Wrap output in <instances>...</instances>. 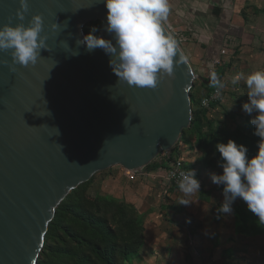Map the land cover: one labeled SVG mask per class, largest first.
<instances>
[{
	"label": "water",
	"instance_id": "water-1",
	"mask_svg": "<svg viewBox=\"0 0 264 264\" xmlns=\"http://www.w3.org/2000/svg\"><path fill=\"white\" fill-rule=\"evenodd\" d=\"M28 3L19 21V0H0V26L41 14L49 45L34 66L0 63V264H37L56 209L97 173L137 171L171 151L191 126L197 78L177 42L187 62L174 59L172 77L154 89L119 82L109 55L77 45L93 22L112 39L103 0ZM3 60L11 63L10 52Z\"/></svg>",
	"mask_w": 264,
	"mask_h": 264
},
{
	"label": "clouds",
	"instance_id": "clouds-1",
	"mask_svg": "<svg viewBox=\"0 0 264 264\" xmlns=\"http://www.w3.org/2000/svg\"><path fill=\"white\" fill-rule=\"evenodd\" d=\"M107 9V24L104 30L112 39L96 35L99 28L92 26L89 33L77 41L87 51L102 49L110 56L109 66L118 81L138 88L154 89L164 77H172L175 65L186 63L184 55H178L177 40L166 31V20L170 12L169 0H103ZM16 10L19 21L25 20L29 11L28 0H19ZM59 24L53 23L56 30ZM44 32L41 14H35L25 23H9L0 26V52H10L11 63L0 61L15 71V65L34 66L41 59V50L47 49L48 36ZM78 53L73 52V55ZM244 80L248 100L241 107L249 115L254 126V135L259 137L257 153L249 157L248 149L229 139L227 143H216L222 169L221 174H211L214 184L223 186V201L217 215L234 213L233 203L242 199L248 210L264 225V70L254 71L245 76L243 72L232 78V84ZM213 84H218L215 73ZM182 194L178 204L188 206L192 197L200 191V181L193 169L179 173L177 181Z\"/></svg>",
	"mask_w": 264,
	"mask_h": 264
},
{
	"label": "rangeland",
	"instance_id": "rangeland-1",
	"mask_svg": "<svg viewBox=\"0 0 264 264\" xmlns=\"http://www.w3.org/2000/svg\"><path fill=\"white\" fill-rule=\"evenodd\" d=\"M96 27L101 29V23L100 27L99 25ZM90 29L91 28H88L87 33H89ZM169 31L177 40L182 50L185 51V46H187L186 43H190V41H187V37L173 29H169ZM99 32L100 31H98L96 35H99ZM256 55L257 54H255V56ZM252 58L250 62L248 61V64L251 65L252 69L240 70L232 68V66V69L228 68L225 77L223 78L221 100L217 103L216 107H209V110L199 106L201 98L204 94H206L202 89L201 82L205 79L209 80L208 73H206L209 63L204 65L202 64L200 66L201 71L195 69V66L194 69L192 67L195 75H198V78L195 79L194 85L190 90L192 120L190 128L185 131L186 136L191 135L190 130L192 127V121L194 119L195 112L197 111L199 112L204 110L209 112L208 118L202 117L201 119L202 131L206 135L209 134V130H226L233 133L239 129L242 119L250 118L249 115L243 112L241 107L242 103L248 100L245 82L244 80H241L237 84L233 85L232 78L240 72H243L246 76L254 71L264 70V68L262 69V67H264V55L260 54V57H254V59ZM243 67L246 68V65ZM194 97H196V101L194 100ZM214 109H216V111ZM208 122L210 126L208 125ZM194 140L195 136H193L192 142ZM182 141L181 136L177 143L178 148ZM160 158L161 157H158L157 159ZM192 158L190 159L191 162H188L184 161V158L181 157L186 167L187 164L190 167L195 165L196 168H198V174H202L206 179L198 178L200 181V191L192 197L193 203L190 205L184 207L183 205H178L181 207V210L179 208L180 211L173 212L170 205L165 204L168 203V201H163L166 195L159 197V190L157 191V189H154L153 192H145L147 189H145L141 183L133 184L132 186L128 185V187H125L123 184L122 187H119L122 179L120 170H122L123 167L121 166H115L106 171L97 173L92 178V183L81 189H85L82 197H88L90 203L98 199H113L134 207L136 216L141 217L143 222L145 246L142 248L140 253L134 257L132 264H207L206 258L208 257H206V251H208V248L206 246L201 247L195 244L188 246L186 245L187 243L184 244V240H188L191 238V235H194L193 233H195V231H193L194 229L192 227H194L197 223L207 226V222L212 224V221L213 224H216L215 226L218 227L216 228L217 230L211 233L219 236L223 235L226 239V246L222 248L220 245L219 248H214L215 250L213 255H220L221 258H223L222 255H227L229 259H233L231 262H234L235 264H264V235L254 238H243L240 233L237 234L234 227L233 214H220L219 221L214 220V217L212 218V213H215L217 208V202L219 199L223 198V186L214 184L209 179L215 169L222 170L219 167L220 162L216 157V153L212 151H201L195 157V160ZM113 176H115L114 180H112ZM98 179L99 182L96 183V180ZM103 179H107V182H101ZM210 189H216L217 193L219 192L218 197L214 200V205H208L206 203L207 200L200 199L201 193L207 194ZM174 191L177 199L181 197L182 194L179 190ZM234 206L235 205L233 203V210ZM214 207L215 211L213 210ZM201 220L205 222H201ZM222 222H224L223 226L220 225ZM204 234H207V232H204ZM148 248H150V251ZM224 250H230L229 252L231 253H224ZM46 252L48 253L49 251L47 250ZM47 253L43 257V260H48L49 264H57L52 262V259H54L52 254L50 257H47ZM148 256H157V260L149 259ZM159 256L164 257L159 258ZM216 256H214V263L209 261L210 264H222L221 258L216 259ZM169 257H171L172 262L165 263L168 261ZM194 257L199 261L193 263ZM55 258H57V253ZM159 260L161 261L160 263H158Z\"/></svg>",
	"mask_w": 264,
	"mask_h": 264
},
{
	"label": "trees",
	"instance_id": "trees-1",
	"mask_svg": "<svg viewBox=\"0 0 264 264\" xmlns=\"http://www.w3.org/2000/svg\"><path fill=\"white\" fill-rule=\"evenodd\" d=\"M98 25L100 27V22L88 24L85 27V32H88V28ZM236 53H238L237 50L234 57L237 56ZM228 68H231V62L226 63L225 56L222 65L216 70L219 83L208 84L206 80H203L201 85L206 94L201 98L199 106H201L203 98L207 97L214 87L221 90ZM194 100H197L196 97ZM216 105L217 103L210 107H216ZM208 113L204 110L197 111L192 121L190 131L198 139L199 148L204 144L203 151L207 152L212 147L219 162L221 157L215 145L216 143L226 144L229 139L234 140L237 144L245 145L249 157L257 153L260 138L253 134L254 126L250 123V118L242 119L239 129L233 133L226 130L216 132L209 130V134L206 135L202 131L201 119L202 117L208 118ZM185 131H183L182 140H186ZM177 151L176 144L171 150L172 157L181 159ZM159 167L162 166L151 163L147 166V170ZM122 170L126 173L127 180H130V174L124 168ZM186 170H188L187 167ZM91 183L92 179L72 191L56 209L55 217L45 236L44 250H42L37 264H49L48 260H43L47 250L49 251L47 257L52 254L54 258L52 262L57 264H132L134 257L145 246L143 222L141 217L136 216L134 207L113 199H98L90 203L88 197H82L85 189H81ZM174 190H178V187L172 186V191ZM234 205L233 217L236 233H240L243 238L264 235V225H261L258 217L248 210L246 203L237 198ZM219 218L217 216V220ZM56 253L57 258H55ZM229 264L235 263L230 262Z\"/></svg>",
	"mask_w": 264,
	"mask_h": 264
},
{
	"label": "crops",
	"instance_id": "crops-1",
	"mask_svg": "<svg viewBox=\"0 0 264 264\" xmlns=\"http://www.w3.org/2000/svg\"><path fill=\"white\" fill-rule=\"evenodd\" d=\"M169 6L170 12L165 25L169 29L180 32L187 37V41H190L189 44L186 43L187 46H185V51L183 52L193 69L195 66V69L201 71L200 66L206 63L210 65L211 60L218 58L222 50L226 51V63L229 64L231 62L232 68L240 70L252 69L251 65L248 64L252 56V59H254V57H260V54L264 55V0H169ZM236 50L238 53L234 57ZM255 54L257 55L255 56ZM232 57L234 58L231 59ZM244 65H246V68L243 67ZM214 110L216 111V109ZM193 136L192 134L190 136L187 135L186 140L179 144L177 153L184 158V161L191 162L190 159L192 157L195 160V157L204 149V144L200 148L198 147L196 136L192 142ZM208 151L213 152L212 147ZM152 163L162 167L147 170L146 166L143 169V174L137 175L135 180H127L126 173L120 170L122 179L119 187H122L123 184L128 187V185L132 186L133 184L141 183L147 189L145 192H153L154 189H157V191L159 190V197L166 195L163 201H168L165 204H169L173 212L180 211L181 207L178 206L180 205L178 204L180 197L178 199L175 197V191H172V186L167 183L165 178L168 163L163 158L156 159ZM187 167L195 170L197 179H206L202 174H198V168L195 165L190 167L187 164ZM221 173L222 170L215 169L213 174ZM114 178L115 176H113L112 180ZM209 179L212 181L211 178ZM106 180L103 179L101 182H107ZM98 182L99 179L96 180V183ZM218 195L219 192L217 193L216 189H210L207 194L201 193L200 199L207 200L206 203L208 205H214V200ZM222 201L223 198L219 199L216 204L217 208H219ZM213 210L215 211V207ZM216 211L212 213L214 220H217L218 216ZM201 222L205 221L201 220ZM215 225L213 221L212 224L207 222V226L197 223L192 227L193 231H195L194 235H191L190 239L184 240V244L187 243L186 245L188 246L195 244L208 248V251H206L207 264H210L209 261L214 263V256H216L213 255L214 248H219L220 245L222 248L226 246V239L223 235L219 236L211 233L217 230L218 226ZM220 225L223 226L224 222L220 223ZM204 232H207V234H204ZM148 250L150 251V248ZM229 251L224 250V253H231ZM162 257L164 256H159V258ZM222 257L220 255L216 256V259L221 258L222 264H229L233 260L229 259L227 255H222ZM148 258L157 260V256H148ZM198 261L195 257L193 258V263ZM160 262L159 260L158 263ZM171 262V257H169L165 263Z\"/></svg>",
	"mask_w": 264,
	"mask_h": 264
},
{
	"label": "built area",
	"instance_id": "built-area-1",
	"mask_svg": "<svg viewBox=\"0 0 264 264\" xmlns=\"http://www.w3.org/2000/svg\"><path fill=\"white\" fill-rule=\"evenodd\" d=\"M225 56H226V51L222 50L218 58L211 60L208 70L206 71V73H208L209 80L206 79L205 80L207 81L208 84H213V82L211 81L212 74L215 73L216 75V70L219 66L222 65V61L225 58ZM216 78L218 79L217 75ZM220 100H221V90L219 88L214 87L213 91L207 97L203 98L200 105L202 108L208 109L212 104L218 103L220 102ZM158 157L165 159L166 162L168 163L167 165L168 167L166 169V177H165L167 183H169L172 186H177V181L179 180V173L182 171H187L184 162L180 158L172 157L171 151L162 152L159 154ZM143 169L133 172L127 170L126 171L130 174L129 176L130 180H134L137 175L143 174Z\"/></svg>",
	"mask_w": 264,
	"mask_h": 264
}]
</instances>
